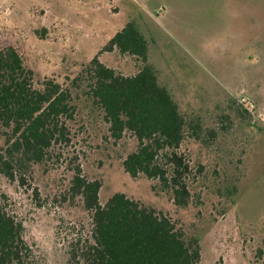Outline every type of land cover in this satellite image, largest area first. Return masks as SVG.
I'll return each mask as SVG.
<instances>
[{"label":"rangeland","instance_id":"374dc122","mask_svg":"<svg viewBox=\"0 0 264 264\" xmlns=\"http://www.w3.org/2000/svg\"><path fill=\"white\" fill-rule=\"evenodd\" d=\"M129 22L145 35L160 83L200 128L179 150L193 172L187 208L158 181L125 172L136 138L111 139L86 86L73 84L95 57L124 76L138 72L133 56L106 51ZM0 56L33 70L36 82L70 88L76 107L70 142L23 185L0 175V200L24 224L38 263L65 264L68 245L91 233L90 212L70 193L79 166L102 183V205L123 193L199 239L201 264H263L264 0H0Z\"/></svg>","mask_w":264,"mask_h":264},{"label":"trees","instance_id":"16d2710c","mask_svg":"<svg viewBox=\"0 0 264 264\" xmlns=\"http://www.w3.org/2000/svg\"><path fill=\"white\" fill-rule=\"evenodd\" d=\"M135 58L138 72L124 76L98 57L83 67L76 87L86 86L89 98L104 113L111 139L129 133L137 149L124 160L125 172L158 181L176 206L191 201L190 163L179 152L199 126L186 119L171 92L151 65L150 46L135 22H129L106 47ZM76 114L73 95L55 79L35 81V72L8 65L0 56V175L25 183L31 169L46 161L55 146L69 143L68 122ZM70 193L90 212L92 230L76 237L65 251V264H201L199 239H188L168 216L114 194L101 204L102 183L74 169ZM264 264V248L259 251ZM0 264H40L24 238V224L0 200Z\"/></svg>","mask_w":264,"mask_h":264}]
</instances>
